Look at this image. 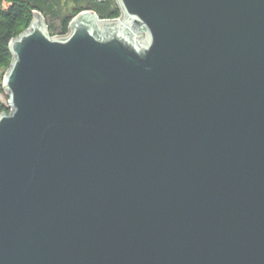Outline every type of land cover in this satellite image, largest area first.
Instances as JSON below:
<instances>
[{
  "label": "water",
  "instance_id": "obj_1",
  "mask_svg": "<svg viewBox=\"0 0 264 264\" xmlns=\"http://www.w3.org/2000/svg\"><path fill=\"white\" fill-rule=\"evenodd\" d=\"M118 3L10 44L0 264H264V0Z\"/></svg>",
  "mask_w": 264,
  "mask_h": 264
},
{
  "label": "trees",
  "instance_id": "obj_2",
  "mask_svg": "<svg viewBox=\"0 0 264 264\" xmlns=\"http://www.w3.org/2000/svg\"><path fill=\"white\" fill-rule=\"evenodd\" d=\"M86 11L101 20H117L123 14L118 0H0V115L12 112L4 88L5 75L15 59L12 40L31 27L36 13L46 21L51 36L61 37L69 34L73 20Z\"/></svg>",
  "mask_w": 264,
  "mask_h": 264
},
{
  "label": "bare ground",
  "instance_id": "obj_3",
  "mask_svg": "<svg viewBox=\"0 0 264 264\" xmlns=\"http://www.w3.org/2000/svg\"><path fill=\"white\" fill-rule=\"evenodd\" d=\"M44 19V18H43Z\"/></svg>",
  "mask_w": 264,
  "mask_h": 264
}]
</instances>
